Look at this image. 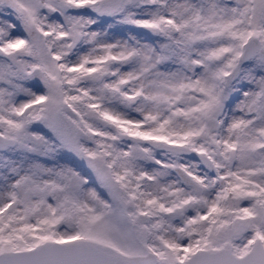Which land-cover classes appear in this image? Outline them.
I'll list each match as a JSON object with an SVG mask.
<instances>
[{"label":"snow or ice","instance_id":"6c2138e0","mask_svg":"<svg viewBox=\"0 0 264 264\" xmlns=\"http://www.w3.org/2000/svg\"><path fill=\"white\" fill-rule=\"evenodd\" d=\"M0 264H264V0H0Z\"/></svg>","mask_w":264,"mask_h":264}]
</instances>
